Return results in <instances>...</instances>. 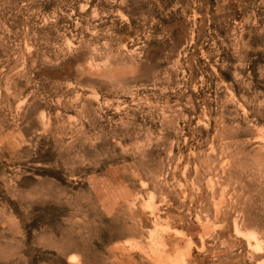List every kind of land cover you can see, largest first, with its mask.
<instances>
[{
    "label": "rangeland",
    "instance_id": "374dc122",
    "mask_svg": "<svg viewBox=\"0 0 264 264\" xmlns=\"http://www.w3.org/2000/svg\"><path fill=\"white\" fill-rule=\"evenodd\" d=\"M0 264H264V0H0Z\"/></svg>",
    "mask_w": 264,
    "mask_h": 264
}]
</instances>
